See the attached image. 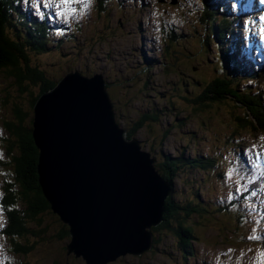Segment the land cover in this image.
<instances>
[{"label":"rangeland","instance_id":"obj_1","mask_svg":"<svg viewBox=\"0 0 264 264\" xmlns=\"http://www.w3.org/2000/svg\"><path fill=\"white\" fill-rule=\"evenodd\" d=\"M123 1L91 0L87 10L77 5L78 16L66 22L56 15L60 10L51 8L55 14L51 20L57 27L63 26L65 32L49 36L46 52L31 53L29 68L26 62L19 65L26 72L33 69L29 73L39 82H19L5 72L0 74V162L4 163L0 164V198L3 177L13 172L5 126L15 121L16 109L27 114L28 126L34 115L32 102L40 97L43 85L61 81L67 73L76 71L86 76L102 74L109 85L118 124L134 132V138L151 153L157 165L167 157L176 159L182 155L189 159L197 155L204 160L214 158L218 163L216 172L185 169L172 179L175 202L184 205L193 198L203 209L202 215L192 214L187 219L194 228L191 251L185 254L175 235L174 230L185 216L176 209L177 216L170 218L169 230L154 232L158 241L153 249L141 256L121 257L111 264H256L264 239L249 237H264L263 218L239 198L243 176L233 163L235 155L230 143L241 135L252 140L245 130L235 127L237 117L247 121V109L227 91L221 95L223 103L199 102L202 96L214 98L206 87L218 73L222 76L211 21L202 18L200 0H177L178 7L171 0H127V6ZM137 29L139 35L134 37L132 32ZM223 81L234 82L235 87L242 85L238 98L249 94L248 80L242 84L237 79ZM251 134L264 148V134ZM232 199L241 203L239 208L248 217L242 223L239 214L231 210ZM221 207L224 209L220 211ZM49 212L42 215L41 223H28L34 234L16 239L31 248L26 254L17 255L13 241L0 235V264H86L83 258L67 254L70 237H60L62 222ZM6 223L0 212V229Z\"/></svg>","mask_w":264,"mask_h":264},{"label":"water","instance_id":"obj_2","mask_svg":"<svg viewBox=\"0 0 264 264\" xmlns=\"http://www.w3.org/2000/svg\"><path fill=\"white\" fill-rule=\"evenodd\" d=\"M33 112L38 183L68 227L67 254L111 264L150 251L172 191L151 153L117 123L103 76L67 74Z\"/></svg>","mask_w":264,"mask_h":264},{"label":"trees","instance_id":"obj_3","mask_svg":"<svg viewBox=\"0 0 264 264\" xmlns=\"http://www.w3.org/2000/svg\"><path fill=\"white\" fill-rule=\"evenodd\" d=\"M19 2L20 0H0V74L5 72L11 78H14L15 80L17 79L19 82L24 79H29L34 84H37L39 79L33 78V75L29 73L33 69L26 72L23 71L19 65L22 62H26V65L28 66L31 53L42 54L46 52L49 33L46 26L43 23H40L37 18L33 16L29 17L23 12ZM15 14L20 15L19 21L13 18ZM219 25L220 27H215L214 30L217 29L216 33L219 32L220 35L226 28L228 29V24L220 22ZM216 33L213 34L215 38ZM219 35L217 34V40H220L218 38ZM208 44L209 39L206 42V45ZM224 65L225 64H223V67ZM225 71V73H222L225 75L223 80L226 78L233 79L234 77V79L239 80L241 84L244 83L245 80H242V78L238 79L239 77L237 78L236 75L243 76V73L236 67L233 66L232 70L227 67ZM235 73L237 74L235 75ZM223 80H213L206 87L208 94H211L210 96L214 97L212 100L207 99L209 96H205V99L202 96L200 97L199 102H204V104L224 102L225 99H223L221 95L227 91V95L231 94L230 96L232 98L235 97V102L240 101L239 103L247 109V121L243 118L237 117L235 127L238 129L242 128L247 133L259 132L264 134V87H262L263 89H255L257 91H252L253 87L248 84L249 87H247V89H249V94L246 96L244 95V97L240 99L237 95L241 93L239 88H241L242 85L239 87L240 84H237V87H235L233 85L234 82L227 83ZM252 83L259 87L264 86V71L259 73L257 76H254ZM56 85L57 81L48 82L42 86L39 95L41 96L42 94L50 91L55 88ZM222 90L223 92L220 93ZM20 94H22L21 91ZM38 97L39 96L35 99H38ZM35 99L32 102V109L35 105ZM14 118V122L7 123L5 126L6 130L9 132V145L8 147L6 146V149H8V154L13 156L14 164L13 172L11 174H6V176L3 177V197L0 203V208L6 215L8 222L3 235L13 241L12 244L14 252L19 255L22 253L26 254L29 249H31L25 245L17 243L18 240H16L18 238L27 237V235L31 233L34 234V232L29 228L28 223H41V217L44 213H48L49 211V213L53 212L45 200L38 183L37 164L39 151L35 146L34 139L31 134L33 128L32 121L28 126L25 125L27 114L23 113L18 108L15 111ZM146 119H151V116H146ZM133 137L134 132H128V138L132 139ZM185 156L186 155H182L176 159L168 157L165 162H161L157 165L162 177L170 184L172 193L166 202L167 222L158 227L159 229H154L153 234L155 231L169 230L170 218L177 216L175 212L176 208L179 211L185 212V216L181 217V220L179 221L181 226L174 231L175 235L179 237L180 248H182L186 254L187 251H191L193 249L194 240V237L192 236L194 228L191 224H187V219L192 214H194V216L202 215L203 209L201 207H197L193 198L188 199L186 207L176 205L173 195V178L181 170L185 169L216 172L215 169L217 168V162L212 158L202 160L200 156L194 157L193 159L186 158ZM0 164L3 165V161H1ZM196 199H198V196ZM195 205L197 208L194 207ZM62 225L60 237L62 239H66L69 237V230L66 225L63 223ZM157 241L158 239L154 236L153 246L156 245ZM189 254H191V252Z\"/></svg>","mask_w":264,"mask_h":264},{"label":"bare ground","instance_id":"obj_4","mask_svg":"<svg viewBox=\"0 0 264 264\" xmlns=\"http://www.w3.org/2000/svg\"><path fill=\"white\" fill-rule=\"evenodd\" d=\"M121 1H123V0H121ZM128 1L127 0H124L122 3H125L126 4V6L127 5H129L128 3H127ZM206 2H207V0H206ZM208 2H209V4H207L208 5V8L210 9L209 11H210V18L213 20V18H214V15H215V8H216V6H217V3H216V0H208ZM55 6V4L53 5V7ZM211 6H212V8H211ZM263 6H264V1L262 0V3L260 4V9H263ZM258 7V6H257ZM207 8V9H208ZM238 15H237V13H234V19L237 17ZM15 20H18L19 21V18H20V15L18 14H15V16L13 17ZM214 26H215V24H214ZM255 30V35H257V31L259 30V27H257V28H255L254 29ZM217 32V29L216 30H213L212 29V35L213 34H215ZM231 29H229V27H228V29L226 28L223 32H222V34H220L219 36H218V38L222 41V43H223V45L224 46H226V47H228L229 45H232L233 43H230V37H231ZM133 34H134V37L137 35H139L138 34V29L137 30H134L133 32H132ZM241 38L243 39V36H241ZM244 39H246V38H244ZM244 42H246L245 40H243ZM253 41H257V39H255V40H253ZM250 42V41H249ZM259 42L262 44V46H264V38H262V40H258V44H259ZM128 44V43H127ZM261 44H260V46H259V48H258V51H259V49H260V51H262V46H261ZM249 45V44H248ZM212 47V46H211ZM257 49V48H256ZM210 50V52L212 51L211 50V48L209 49ZM111 51V50H110ZM109 51V52H110ZM252 51V53L253 54H251V53H244V58H243V64H242V66L241 67H239L238 66V63H237V60H234V61H228V62H226L225 63V65H224V68H225V70H226V68L228 67L229 69H231L232 70V67L234 66V67H236L238 70H240L242 73H244L243 74V76H241V77H247V78H249L248 77V75H245V72L248 70V69H250V71H252L251 73H253V71L255 70V69H257L255 66H257V64L259 63V64H261L262 63V60H261V58H263V54H262V52H260V53H255V51H253V49L251 50ZM247 52V51H246ZM257 52V51H256ZM95 54V53H94ZM109 54V53H108ZM207 55V54H206ZM235 57H237V59L238 58H240V57H238V55H236L235 54ZM247 58H252L251 60H249L248 61V65H247ZM232 59V58H231ZM239 67V68H238ZM249 67V68H248ZM252 69V70H251ZM258 70V69H257ZM246 79V78H245ZM172 190V188L170 187V191ZM263 226H264V223H263ZM195 243V242H194ZM193 243V244H194ZM191 256V255H190ZM188 257H189V255H188ZM188 259V258H187Z\"/></svg>","mask_w":264,"mask_h":264},{"label":"snow or ice","instance_id":"obj_5","mask_svg":"<svg viewBox=\"0 0 264 264\" xmlns=\"http://www.w3.org/2000/svg\"><path fill=\"white\" fill-rule=\"evenodd\" d=\"M74 5H81L84 10H87L91 6V0H59V3L55 4V7L60 9V11L56 13V15L65 18V22L67 21V19L77 17L80 9H78ZM249 239L260 240L264 239V237L253 235L249 237ZM256 264H264V249L258 252Z\"/></svg>","mask_w":264,"mask_h":264},{"label":"clouds","instance_id":"obj_6","mask_svg":"<svg viewBox=\"0 0 264 264\" xmlns=\"http://www.w3.org/2000/svg\"><path fill=\"white\" fill-rule=\"evenodd\" d=\"M107 87H109V86H107ZM109 95H110V94H109ZM38 98H39V97H38ZM35 100H37V99H35ZM116 120H117V119H116ZM153 248H154V246H153ZM153 248H152V249H153Z\"/></svg>","mask_w":264,"mask_h":264}]
</instances>
